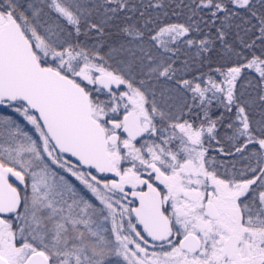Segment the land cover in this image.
<instances>
[{"label":"snow or ice","instance_id":"6c2138e0","mask_svg":"<svg viewBox=\"0 0 264 264\" xmlns=\"http://www.w3.org/2000/svg\"><path fill=\"white\" fill-rule=\"evenodd\" d=\"M0 264H264V0H0Z\"/></svg>","mask_w":264,"mask_h":264},{"label":"rangeland","instance_id":"374dc122","mask_svg":"<svg viewBox=\"0 0 264 264\" xmlns=\"http://www.w3.org/2000/svg\"><path fill=\"white\" fill-rule=\"evenodd\" d=\"M74 179V178H73Z\"/></svg>","mask_w":264,"mask_h":264}]
</instances>
